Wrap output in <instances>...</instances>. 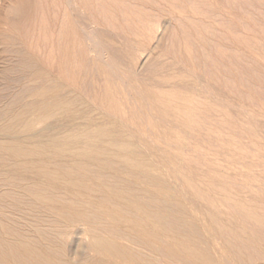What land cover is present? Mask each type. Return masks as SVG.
<instances>
[{"label":"rangeland","instance_id":"obj_1","mask_svg":"<svg viewBox=\"0 0 264 264\" xmlns=\"http://www.w3.org/2000/svg\"><path fill=\"white\" fill-rule=\"evenodd\" d=\"M0 14L5 49L59 71L148 155L151 187L180 192L186 214L159 206L179 210L187 242L216 264H264V0H0Z\"/></svg>","mask_w":264,"mask_h":264},{"label":"bare ground","instance_id":"obj_2","mask_svg":"<svg viewBox=\"0 0 264 264\" xmlns=\"http://www.w3.org/2000/svg\"><path fill=\"white\" fill-rule=\"evenodd\" d=\"M2 25L0 14V264H216L178 231L179 190L181 202L149 189L161 173L133 138L87 109L59 71L5 49L16 38Z\"/></svg>","mask_w":264,"mask_h":264}]
</instances>
